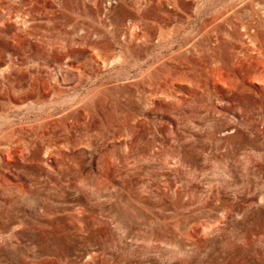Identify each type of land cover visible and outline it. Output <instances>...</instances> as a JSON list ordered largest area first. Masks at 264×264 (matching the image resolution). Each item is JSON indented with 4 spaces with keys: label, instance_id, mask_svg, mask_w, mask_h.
Segmentation results:
<instances>
[{
    "label": "rangeland",
    "instance_id": "obj_1",
    "mask_svg": "<svg viewBox=\"0 0 264 264\" xmlns=\"http://www.w3.org/2000/svg\"><path fill=\"white\" fill-rule=\"evenodd\" d=\"M0 264H264V0H0Z\"/></svg>",
    "mask_w": 264,
    "mask_h": 264
}]
</instances>
